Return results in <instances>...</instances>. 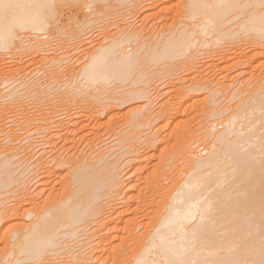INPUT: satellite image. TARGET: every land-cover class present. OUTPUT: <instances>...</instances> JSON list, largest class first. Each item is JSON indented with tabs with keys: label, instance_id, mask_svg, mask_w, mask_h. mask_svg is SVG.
Segmentation results:
<instances>
[{
	"label": "bare ground",
	"instance_id": "6f19581e",
	"mask_svg": "<svg viewBox=\"0 0 264 264\" xmlns=\"http://www.w3.org/2000/svg\"><path fill=\"white\" fill-rule=\"evenodd\" d=\"M74 1L79 10L89 7L86 11L107 0ZM62 2L68 0H0V51L16 50L30 40L26 37L43 35L52 24L53 29ZM158 3L149 8L159 9ZM184 5L174 21L158 15L170 24L157 39L154 32L152 42L134 24V32L104 39L85 61L81 54L77 61L85 63L78 70L77 61L71 66L66 60L70 52L65 60L53 58L48 87L33 75L27 79L29 67L24 72L21 66L19 81L16 73H22L12 72L16 80L0 69V84L8 85L0 86L6 94L0 101L15 98L6 99L8 108H3L6 100L0 105L8 116H18L0 113L5 115L0 135H6L0 137V191L20 194L35 178L45 197L36 203L37 191L28 187L27 197L21 193L25 200L5 205L0 232L15 218L31 222L1 232L0 264H52L69 248L78 251L64 264H264V0H186ZM82 13L84 25L94 22L85 18L91 12ZM238 34L247 38L239 39L245 46L238 41L240 46H232ZM67 70L69 91L63 80ZM165 75L172 80L161 86L165 99L157 102L159 109L152 100L154 112L149 101L132 103L161 93L155 83ZM63 87L69 94L61 93ZM226 100L237 103L225 106ZM66 108L70 121L64 124ZM153 126L152 135L146 138L144 132L146 140L139 139V132ZM32 133L47 136L39 152L34 141L39 136ZM29 160L37 161L35 169L27 166ZM125 165L131 169L127 177ZM26 174L31 180L24 184Z\"/></svg>",
	"mask_w": 264,
	"mask_h": 264
},
{
	"label": "rangeland",
	"instance_id": "374dc122",
	"mask_svg": "<svg viewBox=\"0 0 264 264\" xmlns=\"http://www.w3.org/2000/svg\"><path fill=\"white\" fill-rule=\"evenodd\" d=\"M69 1H70V3H69ZM74 0H68V2H62V3H60L59 5L60 6H58V7H60L59 8V17H60V19H59V17L57 16V19H59L58 20V22L56 21L55 22V27L52 29V26H54V24H52V25H50L49 27L51 28V29H47V30H50V31H42L44 34L42 35V33L41 32H37V33H39V35L37 34V37H36V33H34V35L32 34L31 36H29V37H26L27 39L29 38L30 40H26V38H25V40L26 41H24V43H26V44H24L23 43V46H20L18 49H14V48H9V49H5L4 51H5V53L3 52V50H1L0 51V61H1V64H0V66L3 64V62H4V64H3V68H2V66H1V68L0 69H6L5 71L7 72H4L5 73V75H7L8 76V74H9V77H10V75L11 76H15V78L17 77V75H18V81L19 80H21L22 78L21 77H23V73L25 72V68H28L27 70H26V72H25V74H27V71H29L28 72V74H27V79H30L31 80V78H32V75L34 76L33 77V79L35 78V79H37L38 78V80H36V81H42L43 82V84L41 83H38V86H39V84H40V86H43L44 85V83H45V85H48V86H50L49 85V82L46 84V82L49 80V78H50V76H52V74L50 75V71H52L50 68H49V66H51V68L53 67V65H51V64H53V63H51V64H49L50 62H52V59L53 60H55V59H63L64 57L66 58L67 56H65V55H69V53L68 52H70V53H72V55L70 54L68 57H67V59L66 60H71L70 61V65L72 66V65H74V63L73 62H76L77 61V59H79L80 58V56H81V54L83 55V57L84 58H81V59H79V60H83V61H85L86 59H88L87 57H89L90 56V53L92 52V51H94L95 49L94 48H98V46L99 45H105L107 42H109L110 41V39H112L114 36L115 37H117V36H119V35H121V34H123L126 30H127V32H129V33H131L132 31H133V29H135V28H133V26H130V25H134L137 29H135V31H137L138 30V28H139V30L141 31V29L140 28H142V36H143V34H144V36H146V34H147V36H146V39H147V42H152L153 40H155V36H154V34L155 33H157L156 34V39H157V37H158V34L160 33V30H164L163 29V27L165 26V24H170V23H168L167 22V17L166 16H170V18H168L169 20V22H171V21H174L175 20V18L176 17H178L179 15V13H182V10H184V7H185V5H184V3L186 2V0L184 1V0H157V3L158 2H162L161 4L160 3H158V6H160L159 7V9L157 8L156 9V7H154V9L155 10H153V8H151V7H153L154 6V1L156 2V0H122V2L120 1V0H117V1H120V4H119V2H116L115 0H107V1H103V2H101L102 3V5H104L103 7H102V5L100 4V2H99V4H97L98 5V8L96 7V6H94L95 8H92V9H94V11H96L97 9V12H94L92 9V11L91 10H88L89 9V7H86V8H88L86 11H85V9H83L84 10V12L82 13V11L83 10H79L78 8H79V5H78V3H76L75 1L73 2ZM88 1V3L90 2V0H87ZM71 3H73V5L71 4ZM75 3V4H74ZM150 4H153V6H151ZM72 5V6H71ZM78 6V7H75V6ZM99 5H101V6H99ZM148 6V7H147ZM149 6H151L150 8L153 10H151L150 8H149ZM75 7V8H74ZM102 9H101V8ZM183 7V8H182ZM141 8V9H140ZM150 10H149V9ZM61 9V10H60ZM76 9V10H75ZM96 9V10H95ZM100 9V10H99ZM180 9V10H179ZM182 9V10H181ZM77 10H79L78 12H76ZM156 10H158L159 11V13H158V11H156ZM137 11H139V12H137ZM148 11H149V13H148ZM154 11H155V14H154ZM82 13V16H84L86 13H87V15L89 14L88 12H91L89 15H91L90 17H88L87 15V17H85V18H92L93 19V23L92 24H88V25H84V23H85V19L82 17H80L81 16V13ZM138 13V16H137V13ZM153 12V15H155L156 17H154L153 15H151V16H149L151 13ZM157 12V13H156ZM96 13V14H95ZM135 13H136V15H135ZM148 13V15H146ZM57 14V15H58ZM84 14V15H83ZM157 14V15H156ZM164 18V17H166L165 19H163V18H160L161 16ZM178 16H177V15ZM92 15H94V16H92ZM158 15L160 16V17H158ZM136 16V17H135ZM144 16H145V18H144ZM147 16H149L150 18H146ZM175 17V18H171V17ZM133 17V18H132ZM159 19V20H157V19ZM56 19V20H57ZM92 19H91V21H92ZM140 19H142V20H140ZM173 19V20H172ZM81 20V21H80ZM141 21V24H140V21ZM166 22H165V21ZM83 21H84V23H83ZM81 22V23H80ZM89 23H90V21H88ZM144 22V23H143ZM79 23L80 24H82V26L84 25V27H82V29H79ZM173 23V22H172ZM171 23V24H172ZM162 24H164L163 26H162ZM161 26L162 27V29L160 28L159 29V31H158V26ZM127 27V29H126V27ZM130 26V27H129ZM144 28H143V27ZM168 26V25H167ZM164 27L165 28V30L168 28V27ZM57 27V28H56ZM86 27V28H85ZM125 29H124V28ZM157 27V28H156ZM81 28V27H80ZM120 28H121V30L122 29H124L122 32L121 31H119L120 30ZM131 28V29H130ZM57 29V30H56ZM129 29V30H128ZM146 29V30H145ZM79 30H85L84 31V33H83V31H80V33H79ZM132 30V31H131ZM131 31V32H130ZM153 31V32H152ZM50 32V33H49ZM81 32H82V35H81ZM134 32V31H133ZM150 32H152V33H150ZM155 32V33H154ZM159 32V33H158ZM41 33V34H40ZM126 33V32H125ZM123 34V35H121V36H124V35H126V34ZM83 36V38H85V39H82V37L80 36ZM118 34V35H117ZM151 36H153V37H149L150 35ZM153 34V35H152ZM40 35H42V36H40ZM86 35H88V36H86ZM109 35V36H108ZM129 34H127L126 36H128ZM239 35V34H238ZM236 36V38L235 39H238V40H235V39H233L235 42H239L240 43V45L242 44L241 42L242 41H239V39H240V37H243L242 36V34L241 35H239V36ZM32 36H35L36 38H34V37H32ZM107 36V37H106ZM80 37V38H79ZM90 37V38H89ZM111 37V38H110ZM120 37V36H119ZM147 37H149V39L147 38ZM88 38V39H87ZM92 38H94V40L92 39ZM109 38V39H108ZM144 38V37H143ZM142 38V42H146V39L144 40ZM150 38H152L151 40H150ZM154 38V39H153ZM245 38L246 37H243L242 39H240V40H245ZM36 39H38L37 41H39V42H37L36 41ZM79 39H82V41H83V43H80V41H79ZM86 39L88 40V41H86ZM92 39V40H91ZM104 39H106L105 40V42H103V40ZM108 39V40H107ZM247 39V38H246ZM24 40V39H23ZM98 41V43H97V41ZM101 40V41H100ZM144 40V41H143ZM149 40V41H148ZM27 41H29V42H27ZM81 41V42H82ZM85 41V42H84ZM94 41H95V43L96 44H94L93 46H92V42L94 43ZM234 41H230L231 42V44H232V42L234 43V44H232V46H236V45H239V43L237 44V43H235ZM36 42V43H35ZM45 42V43H44ZM246 41H244L243 42V44H242V46H245L244 45V43H245ZM38 43V44H37ZM40 43V44H39ZM59 43V44H58ZM62 45H61V44ZM85 43V44H84ZM99 43H103V44H99ZM42 44V45H41ZM49 46H48V45ZM79 44H81V45H79ZM90 44V45H89ZM97 44H99V45H97ZM41 47H40V46ZM45 45V46H44ZM79 45V47H77ZM82 45H83V47H82ZM85 45V46H84ZM88 45L89 46H91L90 48L88 47ZM130 45V44H129ZM129 45H127V47L126 48H128V49H130L131 47L129 46ZM239 45V46H240ZM131 46H134L133 44L131 45ZM227 46V45H226ZM64 47V48H63ZM89 49H87V48ZM100 47V46H99ZM46 50H45V49ZM60 48H62V49H60ZM75 48V49H74ZM77 48V49H76ZM84 48H86V50L84 49ZM92 48V49H91ZM11 49L13 50V51H11ZM63 49H65L64 51H63ZM82 49V50H81ZM9 52H8V51ZM73 50H76V51H74L73 52ZM79 50V51H78ZM83 50H84V52H86V51H88V52H86V54L83 52ZM90 50H91V52H90ZM46 51H48V52H46ZM78 51V52H77ZM33 52V53H32ZM44 52V53H43ZM90 52V53H89ZM36 55H35V54ZM74 53V54H73ZM6 54V55H5ZM75 54H77V55H75ZM80 54V55H79ZM62 55H64L63 57H62ZM86 55H89V56H87L86 57ZM58 56H60V57H57ZM71 56V57H70ZM74 56H77L76 58L74 57ZM33 57V58H32ZM40 57V58H39ZM45 57V58H44ZM62 57V58H61ZM82 57V56H81ZM48 58V59H47ZM65 58H64V60H65ZM69 58V59H68ZM74 58V60L72 61V59ZM86 58V59H85ZM33 59H36V60H33ZM49 59L51 60V61H49ZM76 59V60H75ZM2 60H3V62H2ZM40 60H41V62H40ZM46 60H48V61H46ZM6 61V62H5ZM12 61V62H11ZM18 61V62H17ZM20 61H22V62H20ZM48 63V64H46V62ZM83 61H77L76 63H75V65H74V68L76 69V70H78L79 69V66L80 65H82V64H84L85 62H83ZM7 62H10V64L9 63H7ZM16 62V63H15ZM26 62H27V64L29 65V64H31V65H27L26 64ZM31 62V63H30ZM36 64H35V63ZM79 62V63H78ZM81 62V63H80ZM11 63H13L12 65H11ZM22 63V64H21ZM71 63H73V64H71ZM9 64V65H8ZM17 64V65H16ZM42 64V65H41ZM23 65H25V66H23ZM36 65H37V67H36ZM47 65V66H46ZM8 66V67H7ZM18 67V66H20V68H16V67ZM21 66L22 67H24V69H23V71L24 72H22V71H20L21 70ZM46 66V67H45ZM76 66V67H75ZM15 68V69H13V68ZM9 70H8V69ZM35 68V69H34ZM38 68H39V70H38ZM45 68H47V69H45ZM78 68V69H77ZM10 69H11V72H10ZM18 69V70H17ZM37 69V70H36ZM48 69H50V71L48 70ZM14 70L15 71H17V72H20V74L22 75H19L18 73H16V72H14ZM48 70V71H47ZM8 71H9V73H8ZM33 71V72H32ZM41 72V73H45V72H47V73H45V74H42V76H43V78H42V76H39L41 73H39V72ZM16 73V74H13V73ZM38 73V76H37V73ZM50 72V73H49ZM63 72V71H62ZM66 72V73H65ZM67 72H68V70L67 71H64L63 73H61V74H63V80H64V78L66 79V80H68L69 79V77H70V75H69V73H68V75H67ZM178 73V75L180 76V75H182V72H179V71H177ZM13 75H12V74ZM34 73V74H33ZM60 73V72H59ZM35 74H36V76L37 77H35ZM46 74H49L50 76H48V75H46ZM65 74H66V77H65ZM45 75H46V77H45ZM178 75H177V77H178ZM47 76H48V78H47ZM6 77V76H5ZM28 77H30V78H28ZM41 77V78H40ZM68 77V78H67ZM167 76L165 75L164 76V78L166 79H164L163 78V76H162V78H158V80L160 79V81H158V83L156 82L157 81V78H156V81L154 80V82H156L155 83V86H156V84H158L157 86H162V87H166V86H168L169 87V85L167 84L166 85V83L168 82V80H169V83H170V80H172L171 79V77L170 76H168L167 78H166ZM170 77V78H169ZM17 78H16V80H17ZM34 79V80H35ZM44 79H46V80H44ZM163 79H164V81H163ZM2 81V79H0V82ZM33 81V80H32ZM46 81V82H45ZM50 81V80H49ZM65 81V80H64ZM165 81H167V82H165ZM52 82V81H51ZM68 82H69V80H68ZM67 81H65V83L67 84L68 83ZM64 83V82H63ZM63 84V86H65L66 84ZM43 86V87H48V86ZM67 85H69V86H67ZM66 85V88H67V90L69 91V87L72 85H70V82H69V84H67ZM74 85H76V84H74ZM73 85V86H74ZM164 85H166V86H164ZM0 86L2 87L3 85H1L0 84ZM5 86H8V85H4V87H2V88H7V87H5ZM72 86V89H70V90H72L73 91V89L75 90L76 89V87L74 86L73 87ZM60 87V86H59ZM62 87V86H61ZM60 87V88H61ZM162 87L160 88L161 89V93H159L158 92V90H155L156 92H157V94L156 93H154L153 94V91H154V89H152L150 92H152V96H154V95H156V96H154L155 97V99H154V97H150L149 98V100H140V101H135V102H132L134 105H139V104H142L144 101H145V103H147L148 101L149 102H151V100L153 101V103H155V107L154 108H156V110H157V108L159 109V107L160 106H157V102H162L165 98H164V96H162L161 94H162ZM65 87H63V89H64ZM65 88V89H66ZM71 88V87H70ZM59 89V88H58ZM63 89H59V90H62L61 91V93H64V94H69L68 92H64L65 91V89L63 90ZM233 90L235 89V88H232ZM231 89V90H232ZM1 91H5L4 89L2 90V89H0ZM66 90V91H67ZM224 90V91H226L227 92V97H229L230 96V94H232L234 91L232 90ZM7 91V90H6ZM154 91V92H155ZM2 92V94H0V95H2V96H0V97H3V96H5L6 94H4ZM79 92V91H78ZM77 92V93H78ZM225 92V93H226ZM229 92V93H228ZM232 92V93H231ZM1 93V92H0ZM7 93H9L8 91H7ZM70 93H72L73 94V92H71L70 91ZM74 93H75V91H74ZM160 95H159V94ZM72 94H70V95H72ZM76 94V93H75ZM158 96V97H157ZM162 96V97H161ZM205 96V94L203 95V97ZM7 97V96H6ZM159 99L160 98V100H158L157 98ZM223 97V96H222ZM221 96H220V99H223L224 98V100H225V96L222 98ZM8 98V100H10L11 101V98H9V97H7ZM6 98V99H7ZM163 100H162V99ZM5 98L4 99H2V100H6ZM15 99V98H14ZM14 99L12 98V101L10 102V103H12L13 101H14ZM2 100L0 101V102H2ZM8 100H6V101H4V102H6V103H8ZM223 100V101H224ZM156 101V102H155ZM222 101V102H223ZM4 102H2L3 103V108L4 107H6V108H8V106H9V104L10 103H8V104H5ZM28 101L26 100V103H27ZM136 102H139L138 104L136 103ZM29 103V102H28ZM28 103H27V105H28ZM132 103H130L129 105L130 106H132L133 104ZM145 103H143V104H145ZM152 102L150 103L151 104V108H153L152 106L154 105ZM224 104H225V106L226 105H235L237 102H235V101H233V102H228V100H226L225 102H223ZM227 103V104H226ZM229 103V104H228ZM30 104V103H29ZM132 104V105H131ZM158 104H160V103H158ZM223 104V105H224ZM4 105H8V106H4ZM221 105H222V103H221ZM221 105H220V107H221ZM127 107V106H126ZM2 108V104L0 105V113L3 115V114H6L7 112L6 111H4V109ZM6 108H5V110H6ZM154 108H153V110H151L152 112H154L155 110H154ZM2 109V110H1ZM32 109V107H31V105H30V110ZM33 109H34V107H33ZM32 109V110H33ZM31 110V111H32ZM35 110V109H34ZM65 110V111H64ZM63 110V112L65 113L64 114V117H62L63 115V112L61 113V115L62 116H59L61 119L60 120H63L64 121V119H65V121H66V123H64L63 121V123L64 124H67L69 121H70V119L67 117V119H66V114H68L67 112H68V108H66V109H64ZM67 111V112H66ZM0 114V116H2ZM11 114H13V112L11 113ZM11 114L9 113V116H11ZM7 115V114H6ZM69 115V114H68ZM5 116V115H4ZM4 116H2V117H0V118H4ZM8 115H7V117H5V118H8L9 117ZM225 116L226 115H223V118L221 117V119H224L225 118ZM16 117H18V116H11V118L13 119H15ZM227 117V116H226ZM69 119V120H68ZM226 119V118H225ZM5 122H7V121H5ZM7 124H11V122L10 123H7ZM6 124V125H7ZM217 125H219V124H217ZM8 126V125H7ZM153 129L151 130V129H146V131H149L150 130V132H146L145 130L143 131V132H139L140 133V135H138V137H139V139H143V135H145V134H147L145 137L146 138H148L149 137V135L151 134L152 135V133L151 132H153V130H154V126L152 127ZM144 132H145V134H144ZM30 133V132H29ZM43 133V136L44 135H47L48 136V131H46V132H42ZM42 133H40L39 135H38V133H35V134H30L31 136H39L38 138H36L34 141L37 143V145L39 144V143H44L45 141L44 140H47V136H45V137H43L42 136ZM149 133V134H148ZM143 134V135H142ZM3 135H5V134H2V135H0V137L1 136H3ZM40 135H41V137H40ZM24 136V135H23ZM26 136V135H25ZM24 136V137H25ZM30 136V137H31ZM35 136H34V138H35ZM142 136V137H141ZM5 137H6V135H5ZM29 137V139L32 141V139H34L33 137H31L30 138ZM111 137V136H110ZM144 137V139L143 140H146V138ZM2 138H4V137H2ZM28 138V137H27ZM43 138V139H42ZM107 138V137H106ZM29 139H27V140H29ZM38 139H39V141H38ZM41 139V140H40ZM107 139H109V138H107ZM0 140H1V138H0ZM29 140V141H30ZM25 141V140H24ZM30 141V143L31 144H35L36 145V143H34L33 141L31 142ZM44 141V142H43ZM109 141H110V139H109ZM23 142V141H22ZM21 142V143H22ZM24 143V142H23ZM29 143V142H28ZM28 143H26L27 145H30V143L28 144ZM203 143V142H202ZM201 143V144H202ZM205 143V144H204ZM203 144H202V147L204 146H206V142H204ZM38 152L39 151H41L40 150V148H42L41 147V145L39 146L38 145ZM197 149L199 150V149H201V147H197ZM196 148H195V150H197ZM203 149V148H202ZM37 150V149H36ZM197 150V152H199ZM201 153L200 154H202V150L200 151ZM48 154H50V153H48ZM200 154H198V155H200ZM51 155H52V157H53V153H51ZM51 155H43L44 157V159H53L52 157H51ZM47 156V157H46ZM49 156V157H48ZM68 156H70V155H68ZM36 159V158H35ZM50 160V161H51ZM124 160V159H123ZM127 160V158L125 159V161ZM34 161H36V160H33V162ZM49 161V162H50ZM31 160H29V162L27 161L26 163H27V166L29 165V163H30V165H31V167H33L34 166V164L35 163H33ZM37 162V161H36ZM31 163H33V164H31ZM26 165V164H25ZM126 166V165H125ZM35 167V166H34ZM33 167V168H34ZM23 168H21V171H23L22 170ZM35 169V168H34ZM34 169H33V171H34ZM125 169V171H123ZM123 170H122V172H124L123 173V176L125 177V173H127V175H126V177L129 175L128 174V172L130 173L131 172V169H130V167L129 166H126L125 168H123ZM32 173V172H31ZM23 177H26L25 179L23 178ZM30 177H31V175H30ZM30 177H27V174H26V176L25 175H23L21 178V180L20 181H22V180H24V181H22L24 184H25V181H27V179L28 178H30ZM34 177H36V175L34 176ZM32 179H33V177H32ZM35 179V178H34ZM31 180V178L30 179H28V181L29 180H31V182L33 181V183H28L29 185H28V187H30V190L32 189V192H34L35 190H36V188L39 190L40 188V185H38V184H34V183H38V179L37 180ZM33 185V186H32ZM36 185H37V187H36ZM27 186V185H26ZM28 187H25L26 189L25 190H23L22 191V189H21V193L23 192L24 193V195L25 194H27L28 192H29V189L27 190V188ZM33 187H34V189H33ZM38 190H36L37 192H36V194H37V196L39 195V193H38ZM27 191V193H25ZM21 193L19 194V192H17L16 194L14 193H9V191H3V190H1L0 191V213H2L3 211H4V209H6V206H11V207H9V208H12L13 206L15 207V205L17 204L18 205V202H20L21 201V198H25L23 195H21ZM22 193V194H23ZM17 194H19V195H17ZM36 194H35V199L37 198H39L37 201H36V203H39V204H43L44 202L43 201H45V200H43L45 197L42 195H39L38 197H36ZM17 196V197H16ZM18 196H20V197H18ZM22 196V197H21ZM26 196V195H25ZM27 197V196H26ZM42 197H44V198H42ZM18 198H20V200H17ZM26 199V198H25ZM24 199V200H25ZM15 200H17V203L15 202ZM39 200H40V202H39ZM43 200V201H42ZM23 201V200H22ZM14 202H15V204H14ZM41 202H43V203H41ZM10 204H14L13 206L12 205H10ZM6 205V206H5ZM39 206V205H38ZM4 208V209H3ZM3 210V211H2ZM31 218H27L26 220H24L25 222H22L23 220L22 219H19V218H15V220L14 219H12V221H8V222H6L4 225V228L1 230V232H3V233H5L6 231H12V228H14L15 230H18V229H21V227H24L25 225H24V223L26 224H29L30 222H31V220H30ZM22 220V221H21ZM19 221H21V222H19ZM30 221V222H29ZM21 225H19V224ZM26 224V225H27ZM19 227V228H18ZM14 229H13V231L12 232H14ZM9 231V232H10ZM0 232V233H1ZM0 235H3L2 233L0 234ZM73 239V241L71 242V240ZM72 239H70V242L69 243H73V242H75V240H76V238H72ZM74 245V244H73ZM72 245V246H73ZM0 246H2V244H0ZM75 246H76V244H75ZM1 248V247H0ZM75 251V250H74ZM78 251V250H77ZM77 251L75 252V253H77ZM72 253L73 254H75L74 252H73V250H72V248H69V249H66L65 251H63L62 253H60V254H62V255H60V254H58V255H55L56 257H54V259H53V263L52 264H54V263H56V264H64V260H65V257L67 258L66 260H65V262L67 263L68 262V257L67 256H70V258L73 256L72 255ZM72 255V256H71ZM72 259V258H71ZM63 261V262H62ZM69 261H71L70 259H69ZM75 261V260H74ZM62 262V263H61ZM72 262V261H71Z\"/></svg>",
	"mask_w": 264,
	"mask_h": 264
}]
</instances>
